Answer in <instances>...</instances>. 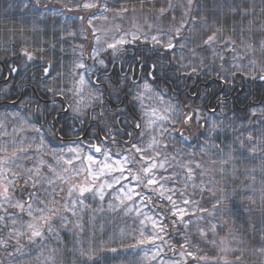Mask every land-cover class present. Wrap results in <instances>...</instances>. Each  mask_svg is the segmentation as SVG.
<instances>
[{
  "label": "snow or ice",
  "instance_id": "snow-or-ice-1",
  "mask_svg": "<svg viewBox=\"0 0 264 264\" xmlns=\"http://www.w3.org/2000/svg\"><path fill=\"white\" fill-rule=\"evenodd\" d=\"M58 2L68 12L98 9L87 20L94 40L87 59L105 70L117 57H123L125 45L143 42L153 46L158 61L167 59L170 66L174 63L176 73L190 75L204 70L206 64L215 66V59L195 58L196 48H201L221 61L217 75L225 83L229 77L234 80L237 76L264 80V22L257 19V7L250 0H233V4L228 5L230 19L234 22L230 28L226 23L229 17L221 18L217 14L210 20L207 15H202L199 0H177L175 4L165 0L157 10L158 14L151 17L157 23L145 20L142 25L125 15L129 9L124 6L116 7L102 0ZM42 4L44 0H35L36 7ZM155 7V4H149L150 9ZM109 12L114 15L110 17ZM259 12L264 13V0H261ZM132 13L134 16L135 8ZM77 19L81 22L79 34L86 40L85 17L80 15ZM110 19L113 22L111 29L93 23L94 20ZM126 19L131 28L123 27ZM235 21H239V26ZM185 27L204 30L196 48L191 49L195 59H186L183 52H176L177 48L188 46L187 40L181 39ZM66 31L72 37L78 34L75 30ZM102 31H115L117 35L102 38ZM226 32L230 34L225 35ZM84 49L83 43L74 48L79 58L73 61L67 75L53 78L49 74L50 66L43 67L44 75L55 80V84L46 86L45 91L61 98V109L72 114L73 128L76 123L83 125L89 119L95 120L98 126L103 125L100 129L105 133L102 138L97 134L94 139L85 140L76 130L73 134L78 139L57 147L48 136L51 133L55 137L61 131L56 127L58 117L49 121L50 113L41 109L39 103L35 113L16 112L0 119V250L10 258L9 264H61L58 245L48 249L49 237H57L60 228L72 230L73 217L77 221L75 228L83 231L80 214L90 207L88 201L98 198L103 202L106 196L109 197L108 209L119 212L123 218H130L131 228L128 231L120 229L119 235L113 233L107 239L91 240L80 247L78 252L83 264H100V254L116 253L120 249L128 250L133 257L131 261L125 257V264H188V258L193 262L218 259L222 264H241L243 240L233 243L237 239L233 236L228 241L230 246H225V241L217 238L218 223L208 219L232 214L233 208L229 204L237 193L229 194L211 178L203 179L213 173L202 162H185L183 150L175 147L172 133L176 131V125L191 121L193 115L184 113L178 100L173 101L153 83L139 80L129 66L123 83L118 81L115 86L121 88L137 107L138 114L132 117L136 138L133 141V133L125 132L127 138L121 143L117 139L120 129L112 130L108 125L128 121L122 118L118 121L117 116L121 114L109 111V98L98 87L103 81L89 78L96 69L85 62ZM23 55L28 60L33 59L27 49L23 50ZM152 67L155 69V65ZM212 70L215 71V67ZM63 102H67L66 107ZM21 106L30 107L31 102L22 101ZM196 119L199 121L200 117ZM44 124L49 127L45 128ZM261 124L264 126V121ZM216 130L217 125L213 123L210 132ZM169 140L173 141L172 145L167 142ZM216 147L218 153H226L221 161L224 164L232 163L237 154L259 164L260 199L264 202V133L259 137H254L251 132L237 133L232 145ZM202 151L206 155L208 148ZM212 163H216L215 159ZM252 173L254 180L255 168ZM244 188L248 189L249 185L245 183ZM251 191L255 192L254 184ZM209 193L210 208L201 203ZM243 195L252 204L256 203L249 192ZM169 224L178 228L183 236L178 241L181 248L178 254L168 239L171 236ZM260 237L257 251L264 256V230ZM214 245H221L218 256L202 254L205 246ZM169 250L180 259L168 257Z\"/></svg>",
  "mask_w": 264,
  "mask_h": 264
},
{
  "label": "trees",
  "instance_id": "trees-1",
  "mask_svg": "<svg viewBox=\"0 0 264 264\" xmlns=\"http://www.w3.org/2000/svg\"><path fill=\"white\" fill-rule=\"evenodd\" d=\"M106 2L115 6H119L123 2L128 8L142 10L144 15H151V17L158 14V8L165 4V0H143L142 8L141 0H106ZM172 2L175 4L177 0H172ZM199 2L202 15H207L210 20L219 14L221 18L229 17L226 21L229 28L234 23L230 19L228 8V5L233 4V0H227V3L225 0H199ZM250 2L257 7V19L264 22V13L259 12L261 0H250ZM45 3L47 8L44 4L36 7L35 0H0V113L20 112L22 114L25 111L35 113L37 111L36 104L39 103L41 109H47L50 113L49 121L53 117H58L56 127L61 131H58L55 137L49 133L48 140L52 144L58 146L61 143L65 145L78 139L73 134L77 129L80 136L87 133L85 140L94 139L97 134L100 137L98 127L89 128L92 119L83 125L76 123L75 128H73L72 114L61 109V98L59 96L54 97L52 93L45 91L46 86L55 84V80L44 76V65L49 64L51 66L50 77L65 75L66 73L59 70L60 62L62 60L71 61L79 57V53L72 55V52L66 49L67 44L75 45L79 41L84 43V40L78 35L72 37L67 35L66 31V29L76 30L78 21L71 20V18L80 11L68 12L62 8V3L58 0H45ZM150 3L155 4V9L149 8ZM25 4L28 5L27 8ZM41 11L44 12L41 13ZM41 14H43V19H41ZM63 16H65L66 21L62 20ZM177 18H179V12H177ZM31 21L35 22V26H32ZM150 23L155 24L157 22L152 20ZM235 23L239 26V21H235ZM203 31L202 29L185 27L184 36L181 39H186L188 46L184 49H176L177 54L183 52L186 59H215V66L206 64L204 70L199 73L183 75L174 72V63L170 66L167 59L158 61L157 56L152 51L153 46L143 42H136L133 46L128 44L125 47L126 52L123 57H117L116 63L115 61L109 63L106 70L103 67L97 68L93 76L101 77V81L104 83L106 80L107 89L110 90L108 95L109 111H117L121 114L117 116L118 121L121 118L128 121L126 124L108 125L112 130L120 129L117 139L121 143L127 138L125 132L133 133V141L136 138L132 117L138 114L137 107L121 88L115 86L118 81L123 83L124 73L128 71L129 66L134 70L139 80H148L153 83L166 92L173 101L178 100L184 113L193 115V119L186 123L191 129L190 132L185 133V136L189 137L191 144L197 145L198 155L201 153L199 148L203 149L204 144H208L207 148L211 146V143L221 146L233 143L237 133L248 134L251 132L254 137H259L261 133H264V126L261 124V121H264V80L237 76L234 80L229 77L228 82L225 83L217 75L220 71L218 65L221 61L215 58L211 52H204L201 48H196V43L203 35ZM229 34V32L225 33V35ZM62 39H65V51L62 50ZM41 40L49 41L50 45H38ZM192 48H196L195 58L191 51ZM24 49L33 54L32 60H28L23 55ZM84 52L85 62L89 64L91 61L87 59L90 53L89 45L85 44ZM153 65H155V69H153ZM214 67L215 71L212 70ZM13 68L18 69V71L13 72ZM107 72L110 73L105 77L103 73ZM149 75H152V78ZM103 90L106 93L105 87ZM122 99L124 100L123 105L117 107ZM22 101H30L31 106L22 107ZM63 103L65 106L67 105V102ZM53 108L56 111H53ZM197 115L200 117L199 121L196 120ZM31 119L35 120V116H32ZM213 123H216L217 130L210 132ZM183 124L185 123L178 126L177 134L179 136L184 134ZM43 126L49 127L48 124ZM101 127L103 125H100V129ZM102 133L105 134L101 131ZM61 136L62 139H58ZM205 137L209 139L206 140ZM109 143L111 144V141ZM246 162L249 166L244 171L245 175L255 185L254 193L260 199L262 177L259 164L249 160ZM253 168H255L254 180L252 178ZM242 177L245 176L242 174ZM204 199L203 204L210 208L211 204L208 202L210 193ZM161 211L166 212L167 209H161ZM259 212L264 214V202L262 201L254 204L251 211L246 215V220L249 215H252V220H254L257 215L261 214ZM254 230L253 234L241 227H239V231L237 230L238 232L231 231L237 238L233 240V243L239 242L240 239L243 240L241 264H264V256H261L257 251L261 239L260 233L264 230V225L258 224ZM169 231H171V236L168 239L171 241L175 253L178 254L181 251L178 241H181L183 236L179 233L178 228L170 224ZM229 232H217V237L225 236ZM63 245H65L63 253L68 256L66 264H83L82 259L78 253L70 248L69 243L66 242ZM219 247L221 245L205 246L202 254H207L209 257L214 254L218 256ZM167 255H174V252L169 250ZM177 259H180L178 255ZM188 264H222V261L209 259L208 261L193 262L188 258Z\"/></svg>",
  "mask_w": 264,
  "mask_h": 264
},
{
  "label": "rangeland",
  "instance_id": "rangeland-1",
  "mask_svg": "<svg viewBox=\"0 0 264 264\" xmlns=\"http://www.w3.org/2000/svg\"><path fill=\"white\" fill-rule=\"evenodd\" d=\"M21 1H26V0H21ZM102 2L107 3L106 0H102ZM45 4L46 3L44 0V5ZM120 6L127 7L123 2L119 4V6H116V7H120ZM45 8H47V6H45ZM128 9H129V12L125 15L134 18L138 25H142L145 20H147L149 23L152 22V20L150 19L151 15H144L142 10L135 9V15L133 16V13H132L133 9L131 8H128ZM43 12L44 11H41V13ZM96 12H98V9H92L90 12H79L71 18V20L78 21V26L75 31H77L78 33L77 35L81 39L84 40V43L79 41L78 43H75V45H69V43L67 44L66 49L70 50L72 52V55L75 54L73 51L74 48H77L82 43L84 45L85 44L89 45L90 52L92 48L94 47V40L92 37L91 29L89 28L87 24V20L93 13H96ZM42 15L43 14H41V19H43ZM80 15H84L85 17V20L83 22V29H84V34L86 35V40L84 38V35L79 34V26L81 22L79 21V19H77V17H79ZM107 15L111 17L114 15V13L109 12L107 13ZM62 20L66 21L65 16H63ZM31 22L33 23L32 26H35V22L34 21H31ZM93 23L97 27L111 29L113 22L110 19L108 21L94 20ZM131 26L132 25L128 19L123 21L124 28H131ZM100 35L103 38L105 36L111 37V36L117 35V33L115 31H102ZM31 42H33L32 39H31ZM38 45L49 46L50 42L47 40L46 41L41 40L38 43ZM61 46H62V50L65 51L66 50L65 49V39H62ZM126 46L127 45H125L124 47ZM78 58L79 57L74 58L71 61L62 60L60 62L59 70H62V72L66 73L65 75H67L68 73H70L72 69L73 61ZM89 65H92L96 69V71H97V68L102 67L99 64H93L92 61L89 62ZM94 74H90L89 76V78L92 81H94V76H93ZM12 113H8V114H12ZM5 115L6 114H0V119H2ZM181 124L176 125V131L172 133V136L175 137L174 143H175L176 149L183 150V153H184L183 160L185 162L192 161L193 164L195 162H202L206 166L207 170L213 173L211 177L206 175L203 179L208 180L211 178L215 184H218L221 188H224L227 193L229 194L233 192L237 193V195H235V197L231 199L230 204H229V206L233 208L232 214H224L222 217H219L216 220H213L212 217L208 218L210 221L218 223L217 232L230 231L227 235L222 236V237H217V238L218 239L220 238L226 241L225 246H229L228 241L232 239V237L234 236V234L231 231H234V230L239 231V227H241L242 229H245L248 232L250 231L249 232L250 234H253L255 232L254 229L256 228L258 224L264 225V214L263 212H259L261 214L257 215L254 220H252V215H249V218L246 220V215L250 212L249 209L253 208L254 204H252L250 200L246 199L243 193L246 191L249 192V195L253 196V198L256 200V203H260L261 201V199L258 198L256 193H253L251 191V186L253 184L249 181L250 179L245 175V172H244L249 166L246 162L248 159L237 154L235 157V160L232 163L224 164L221 161L225 159L226 153L224 152L218 153L217 147H216L218 145H215L212 143H211V146L208 148V152L206 155L203 154L202 148H199L201 153L198 155L197 145L191 144L189 137L185 136V133L188 131L190 132V129H191L188 125H186V123L183 124L182 126L184 134L182 136H179L177 134L178 126ZM21 134L23 135V133ZM28 134L29 135L31 134L30 129L28 130ZM167 142L170 145L173 144V141L171 140ZM63 145L64 144L59 143L57 147H60ZM226 145H232V143L223 144L220 147L223 148ZM203 147L204 148L208 147V144H204ZM213 159H215L216 161L215 164L212 163ZM242 174L245 177H242ZM240 179H243V180H240ZM245 183L249 185L248 189L244 188ZM61 195L63 196L64 193H61ZM204 200L205 199L201 200L202 204ZM108 202H109V197L107 196L105 198V201L103 202L99 201L98 198H95V200L88 201L90 207L88 209H85V211L80 214L81 219L79 223L81 224L83 231H81L79 228H75V223L77 221H76V218L73 217L72 218L73 223L70 226L72 230L60 228L57 237L55 238L51 236L49 237V241L46 242L48 244V249H51L53 246L57 245V242H59L58 251L60 253L61 264H66V260L68 257L63 253V251H65L64 249L65 245L63 244H65L66 242L69 243L70 248L75 253H78L79 255L78 249L82 246H86L91 240H104L112 236L113 233H115L116 235H119L120 229H124L126 231L130 230L131 219L130 218L126 219V218L121 217L119 212L110 211L107 207ZM112 202L115 203L116 201L113 200ZM145 211H147V209H145ZM206 214L207 213H203V215H206ZM198 215H200V213H198ZM201 224H203V222H201ZM251 226H252V229H251ZM132 251H135V250H132ZM45 254H47V250H45ZM33 255L34 256L36 255L35 249H33ZM167 256L171 257L172 259H177V255H167ZM125 257H127V260L129 261L133 259V257L128 254V250L120 249L116 253H111V252L102 253L100 254L99 259H100V264H125ZM81 259L83 263V258ZM9 260L10 258L6 256L5 252L3 250H0V261H3V264H9ZM30 264H34V262H30Z\"/></svg>",
  "mask_w": 264,
  "mask_h": 264
},
{
  "label": "flooded vegetation",
  "instance_id": "flooded-vegetation-1",
  "mask_svg": "<svg viewBox=\"0 0 264 264\" xmlns=\"http://www.w3.org/2000/svg\"><path fill=\"white\" fill-rule=\"evenodd\" d=\"M115 63H116V62H115ZM109 73H110V72H107V73H105V74H103V75H104L105 77H107V75H109ZM103 78H104V77H103ZM99 79L101 80L102 78L99 77ZM98 86L105 87V84H104V83H101V84H99ZM103 92H104V91H103ZM109 92H110V90L106 88V93H105V96H106V97H108ZM123 101H124V100L122 99V102L120 103V105H117V107L122 106V105H123ZM93 126L98 127V129H99V135H100V137H102V135H101V130H100V125L98 126L97 121L92 120L91 126H90L89 128H91V127H93ZM89 128H88V130H89ZM77 130H78V129H77ZM86 135H87V133L83 134V136H81V137H83V138L85 139V138H86Z\"/></svg>",
  "mask_w": 264,
  "mask_h": 264
},
{
  "label": "water",
  "instance_id": "water-1",
  "mask_svg": "<svg viewBox=\"0 0 264 264\" xmlns=\"http://www.w3.org/2000/svg\"><path fill=\"white\" fill-rule=\"evenodd\" d=\"M50 69V68H49Z\"/></svg>",
  "mask_w": 264,
  "mask_h": 264
}]
</instances>
